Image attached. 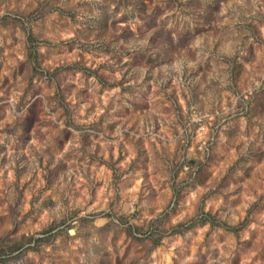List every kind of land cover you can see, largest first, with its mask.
Here are the masks:
<instances>
[{
    "label": "clouds",
    "instance_id": "9594fccd",
    "mask_svg": "<svg viewBox=\"0 0 264 264\" xmlns=\"http://www.w3.org/2000/svg\"><path fill=\"white\" fill-rule=\"evenodd\" d=\"M0 264H264V0H0Z\"/></svg>",
    "mask_w": 264,
    "mask_h": 264
}]
</instances>
